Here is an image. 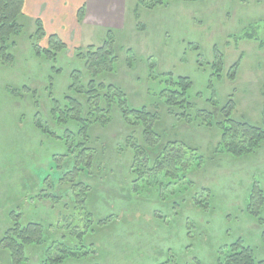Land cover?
Masks as SVG:
<instances>
[{
  "label": "rangeland",
  "instance_id": "374dc122",
  "mask_svg": "<svg viewBox=\"0 0 264 264\" xmlns=\"http://www.w3.org/2000/svg\"><path fill=\"white\" fill-rule=\"evenodd\" d=\"M85 17L86 12L83 21ZM125 21L123 30L87 26L83 37L90 35L89 45H68L61 51L50 47V35L39 34L36 22L24 19V31L10 51L15 61L0 59V238L15 211L50 230L42 249L28 251L29 264H40L64 250L87 254L63 264H216L218 254L239 238L264 262V144L250 156H224L215 152L219 131L194 119L197 111L215 112L232 98L234 117L264 121V0H174L153 9L133 0ZM109 32L116 38L118 60L115 73L106 74L104 82L119 86L134 108L158 106L163 130L201 150L205 166L190 179L212 191L207 209L190 200L180 213L170 212L163 204L178 186L160 189L159 202L160 197L146 192V178L134 182L138 173L130 166L127 143L139 134L126 127L116 105L106 124L92 125L87 145L92 152L88 156L100 162L91 176L83 177L92 191L88 200L94 218L80 203L69 205L71 196L63 192L71 186L59 183L54 157L64 156L66 144L42 130L48 127L51 135L62 136L67 128L75 129L53 120L51 98L62 105L65 97L80 98L70 88L72 75L80 71L84 85L89 77L85 59H79L75 49L86 53L90 46H103ZM248 33L254 38H245ZM169 74L193 82L194 109L187 120L182 117L186 112L164 106L160 92ZM68 140L75 144L70 152L77 155L80 135ZM47 178L55 190L45 185ZM159 186L161 181L155 191ZM51 193L58 197L40 198ZM198 199L207 206V195ZM105 216H111L110 222L99 224ZM90 218L94 224L87 222ZM80 219L88 226L83 235L73 227ZM0 264H8L1 247Z\"/></svg>",
  "mask_w": 264,
  "mask_h": 264
},
{
  "label": "trees",
  "instance_id": "16d2710c",
  "mask_svg": "<svg viewBox=\"0 0 264 264\" xmlns=\"http://www.w3.org/2000/svg\"><path fill=\"white\" fill-rule=\"evenodd\" d=\"M24 1L0 0V59L4 63L15 61L10 51L16 47L15 39L23 33L25 28L22 23L24 19H27L24 14ZM171 1L174 0H138L140 5L148 9L167 5ZM185 1L196 2L198 0ZM84 16L85 9L82 8L78 14L80 22L83 21ZM36 25L38 33L44 35L46 31L42 21L37 20ZM111 34L109 32L103 46L97 48L90 46L86 49V53L82 52L84 48L75 49L78 51V58L85 59L89 77L88 83L84 85L80 71H75L72 75L73 84L70 88L74 89L80 98L65 97V105L55 98H51L53 120L64 128L71 127V125L75 127L73 131L67 128L64 132L68 138H74L76 133L80 135V144L77 145L80 150L77 155L72 154L73 151L70 152L75 144H69V140L64 134L53 136L54 134L51 135V129L48 127L42 130L43 133L64 141L66 144V153L61 156L63 159H57L56 155L54 157L61 174L59 183L71 186L69 190L63 192L65 196H71L69 205L73 206L74 202L80 203L81 207L87 210L85 214L93 217L89 212L88 200L92 191L83 182V177L91 176L94 166L96 164L99 166L100 162L93 156H88L92 152L87 148V145L91 139L92 125L106 124L110 119L114 105H116L126 127L133 128V133L138 131L139 134L137 140L129 139V143H127L131 154L130 166L138 173L134 182L138 183L146 178V192L150 191L151 194L154 193L160 197L159 202L163 200L160 189H173L175 185L178 186L177 191L163 204L164 207L170 206V212L180 213L179 209L182 205L188 204L190 200L195 202L199 209H207L212 201V191L199 188L190 179L191 175L201 171L205 166V155L201 150L163 130L162 113L158 106H154V109L147 105L134 108L130 105L126 93L119 86L104 82L106 74L115 73L118 60L115 52L116 38ZM253 36L248 33L245 38L253 39ZM48 40L51 48L64 51L68 47L58 35H50ZM45 54L48 57L52 56L49 50H46ZM235 76L236 73L232 72L230 79L234 80ZM163 83L160 95L164 98V106L169 110L180 109L186 112L187 114L182 117L187 120L190 117L188 113L194 109L190 99V92L193 88L192 80L188 77L174 78L172 74H169ZM235 107L233 99L229 98L226 105L216 109L215 112L197 111L194 119L198 121L199 125L216 128L219 131L220 141L215 148L216 153L230 158H242L254 154L264 144V121L256 124L240 120L234 117ZM194 119L193 121H195ZM38 126L43 128L42 124H38ZM72 177H75L73 178L74 182H72ZM159 181L162 182V186L157 187V191H155ZM45 183L50 186L49 188L52 187L55 190L56 185L52 184L49 178L45 179ZM77 189H80L78 193H76ZM135 190L138 191L137 185ZM255 194H258V189L252 194V197ZM200 195H207L209 199L207 206L198 199ZM260 196L262 195L260 194ZM51 197L58 196L54 193L40 196L43 200L51 199ZM75 197L80 198V201ZM262 200L264 199L262 198ZM93 218L87 222L94 224ZM110 218L111 216L99 218L98 223L106 224L110 222ZM8 219L9 225L0 238V247L7 254L8 264H29L28 251L31 248L42 249L45 246L50 235L49 227L24 218L21 212L11 211ZM82 221L85 220L80 219V222L73 226L75 230H83L81 235L85 234L84 229L88 228L87 225L81 223ZM85 254L87 253L80 255L70 250H64L60 256L49 257L40 264H63L72 258H79V256L82 258ZM216 264H264V262L259 261L254 250L250 246H246L244 241L239 238L226 246L224 252L218 254Z\"/></svg>",
  "mask_w": 264,
  "mask_h": 264
},
{
  "label": "crops",
  "instance_id": "0c3cea01",
  "mask_svg": "<svg viewBox=\"0 0 264 264\" xmlns=\"http://www.w3.org/2000/svg\"><path fill=\"white\" fill-rule=\"evenodd\" d=\"M132 1L25 0L24 14L29 23L42 21L47 35H58L67 45L75 48L83 43L90 44L87 41L90 35L83 37L87 26L102 28L103 31L108 28L123 30ZM82 8L85 9L86 17L80 24L78 14Z\"/></svg>",
  "mask_w": 264,
  "mask_h": 264
}]
</instances>
